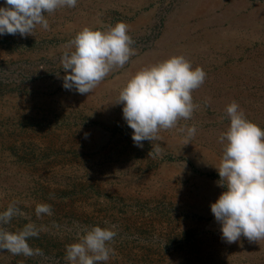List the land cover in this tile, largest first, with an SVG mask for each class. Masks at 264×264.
Returning a JSON list of instances; mask_svg holds the SVG:
<instances>
[{"label":"rangeland","instance_id":"rangeland-1","mask_svg":"<svg viewBox=\"0 0 264 264\" xmlns=\"http://www.w3.org/2000/svg\"><path fill=\"white\" fill-rule=\"evenodd\" d=\"M45 15L47 30L0 36V212L15 203L24 213L2 227L33 223L39 235L28 243L42 250L2 249L0 264H69L66 247L94 225H116L106 264H264V239L227 242L210 208L224 190L215 167L227 105L264 129V0H78ZM117 22L129 26L135 54L90 93L65 89L69 42L85 26ZM176 55L207 74L192 92L198 107L139 147L120 91ZM191 126L186 144L181 129ZM41 203L51 215L37 216Z\"/></svg>","mask_w":264,"mask_h":264},{"label":"clouds","instance_id":"clouds-1","mask_svg":"<svg viewBox=\"0 0 264 264\" xmlns=\"http://www.w3.org/2000/svg\"><path fill=\"white\" fill-rule=\"evenodd\" d=\"M78 0H3L0 5V36L5 34L32 35L39 25L47 30L46 13L59 8H74ZM129 35V26L117 22L106 29L85 26L67 45L61 57L63 87L90 93L113 68L123 67L135 49ZM202 67H193L182 55L169 57L145 66L132 75L121 89L116 103L123 104V118L133 129V142L142 147V141L159 140L161 130L175 128L181 119H190L198 107L192 92L206 79ZM229 126L218 138L224 146L217 182L224 190L211 203V212L221 225L223 239L236 242L242 235L250 241L264 239V129L249 120L233 101L226 107ZM186 132L188 144L196 134V127L181 129ZM156 154L161 152L155 146ZM150 154V153H149ZM36 214H52L49 204L36 206ZM24 215L15 203L0 212V250L13 255H40L42 250L32 248L28 240L39 235L33 223L19 231L2 227L14 215ZM108 224V222H105ZM117 235L116 225L85 226L80 239L66 247L69 264H106L115 250L110 242Z\"/></svg>","mask_w":264,"mask_h":264}]
</instances>
